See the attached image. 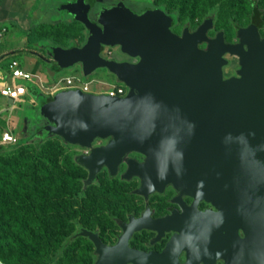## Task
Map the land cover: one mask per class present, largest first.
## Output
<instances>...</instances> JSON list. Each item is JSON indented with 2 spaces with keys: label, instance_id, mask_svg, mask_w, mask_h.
<instances>
[{
  "label": "water",
  "instance_id": "water-1",
  "mask_svg": "<svg viewBox=\"0 0 264 264\" xmlns=\"http://www.w3.org/2000/svg\"><path fill=\"white\" fill-rule=\"evenodd\" d=\"M121 6L97 12L96 19L88 17L83 0L59 7L83 24L87 36L80 46H53L49 60L60 69L79 64L83 75L105 68L127 91L110 96L58 90L40 104L48 117L45 129L81 146L109 138L81 157L89 177L103 163L113 173L123 153L138 151L143 162L130 160L125 174L142 178L139 191L167 183L193 190L208 183L217 199L203 197L218 202V213L227 209L229 225L234 222L245 234L229 245L225 264H264V50L247 28L239 30L240 44L221 34L209 37L204 23L177 35L165 12L153 9L134 17ZM102 45L117 46L134 60L104 58ZM226 54L240 58L235 77L224 78ZM184 234L177 236L180 245ZM89 235L101 251L119 245L109 249ZM198 263L188 255L186 264Z\"/></svg>",
  "mask_w": 264,
  "mask_h": 264
},
{
  "label": "rangeland",
  "instance_id": "rangeland-1",
  "mask_svg": "<svg viewBox=\"0 0 264 264\" xmlns=\"http://www.w3.org/2000/svg\"><path fill=\"white\" fill-rule=\"evenodd\" d=\"M96 1L99 9L102 7L100 10L116 7L123 8L121 6L123 5L127 8V10L132 12L134 17L138 14L141 15L145 12L152 11L153 9L159 8L160 10V8H163L162 6L165 5H167L166 9L170 11H175L177 7V0ZM136 1L141 2V5L140 3L135 4L134 2ZM249 1L250 0H186L181 3L179 7H177L179 10L178 14L175 15L177 20L171 30L175 34L181 35L183 32L193 31L202 23L207 22L209 24L207 33L209 37H215L216 35L221 34L227 42L239 44L240 35L238 29L247 26L252 16ZM253 1L256 3L259 11L263 14L261 37L264 40V0ZM36 2H39V0H26L25 7L32 4L33 9L29 12L27 20L30 24L37 25V29L34 27L33 33H27L28 31H26V33H24V39L22 40L25 44V48L29 51L32 50L35 55H29L28 53L22 54L20 51L16 54L17 57L24 62V64H29L30 67H37L40 63L48 66L49 59L52 58L51 49L53 46H80L78 44V38L81 34L79 26L77 27L74 23L66 22H57L53 26L50 25V23L54 21L52 19L59 18V16L68 18L69 15L61 10H57L56 12H42L40 9L37 10L38 7L34 8ZM151 5L154 8H152ZM246 14H248V18L246 17ZM98 15L99 14L97 12H93L92 18L96 19ZM2 25L6 26V29L3 28V30L7 31L5 38L3 37L5 40L4 44L7 46H14V43H17L18 40L22 38L20 37L21 33L19 30L15 29L13 24L10 22L2 23ZM83 30L86 38L87 29L84 27L82 31ZM3 34L4 32L0 34V37ZM68 44L70 45L68 46ZM200 45L201 47L206 48V43ZM106 47L107 46H104L103 50H105ZM116 48L118 47L109 46L107 54L119 58L117 61H121L120 56L123 53L118 51ZM113 50L118 54H115ZM100 54L103 56L102 54L104 53ZM225 58L228 63L223 70L224 78H230L237 75V71L240 69L239 57L226 54ZM51 68L52 69L48 73H54L56 71L53 67ZM59 70L55 73L57 77L76 73L81 75L79 64H77L75 68L71 67V69L64 68L60 71ZM88 78L103 79L105 84L100 85V88H98L100 91H105L108 89L109 85L114 82L113 76L108 74L104 68H97L91 75L88 76ZM91 86L94 88L95 83L93 82ZM37 94L41 97L37 98L33 103H28L25 99L24 101H14L10 105L0 104V136L3 131H8L15 137L16 143L19 140L18 144L12 143L13 146H3L4 148L1 149L0 156L7 158L10 155L9 153L14 154L19 151L27 150L30 147L31 142L38 140L40 146H43V148L50 147L51 151L48 150L45 152L46 154L41 155L36 152H30L31 162L33 160L34 162L42 163L41 166L38 167V172L31 174L33 181H35L34 177L39 176L41 170L43 169L45 159L55 158L60 163L65 158L70 164L76 165L78 168L80 167L85 171L83 174H80L81 179L79 180L82 183L83 190L89 189L86 193H83V190H79V193L73 197L72 193L75 188L71 191L67 189V192H71V196L69 198H66L63 195L61 197H56V195L52 196L51 193L53 191L46 192L40 198V205L42 208L39 211H35L33 214V217L37 218V223L39 225L41 221H45L47 223V227L44 232V240L46 241L43 239L38 241L31 240V244L40 257H36L33 260L30 259V261L22 258H16V260H12L8 263L5 260L4 262L0 260V264H92V251L95 243L91 241L90 244L88 242L90 238L86 236L87 232L97 235L101 241L111 245L115 241L118 230L115 227L112 215H117L121 218V214H124L125 210L124 202H116L113 198L106 196L98 198L95 204H92L91 195L97 191L98 187L96 185H98L99 181L102 180L103 171L95 173L93 177H89L86 169L80 163V159L85 154L86 149H91L94 143L93 145L91 144L90 146L82 147L78 144H71L65 141L58 134L47 131L44 126L45 124L48 125V117L46 113L39 110L40 105L38 103L42 98H51L54 93L50 94L44 89L42 91H37ZM36 103L38 105H36ZM98 142L100 143L102 141L98 140ZM0 144L10 145L1 142ZM20 147L22 148L20 149ZM57 149H59V152L56 151ZM34 162H32V167H34ZM17 163L18 165H23L22 160H19ZM48 172L51 175H55L51 167L48 168ZM100 177L101 180H99ZM135 185L136 182H133L129 187H125V189L132 190ZM60 187L61 184H56L55 186L57 190L61 191ZM2 199H4V197L0 194V203H2ZM34 200L35 198L31 197V201L26 200L25 204L39 203ZM66 203L67 205H65ZM69 206L71 208H68ZM48 216L52 219L58 220V223L61 221L64 224L65 228L63 235H60L58 231V235L54 237L53 232L55 231V227L54 224L49 221ZM50 234H52L51 237ZM65 239L67 240L66 245L63 249L58 250L56 246L57 242L62 243Z\"/></svg>",
  "mask_w": 264,
  "mask_h": 264
},
{
  "label": "flooded vegetation",
  "instance_id": "flooded-vegetation-1",
  "mask_svg": "<svg viewBox=\"0 0 264 264\" xmlns=\"http://www.w3.org/2000/svg\"><path fill=\"white\" fill-rule=\"evenodd\" d=\"M93 2V10L89 14L91 18L93 12L99 11L97 1L93 0ZM260 13L261 18H259V24L255 30L254 41L264 50V46L261 45L264 42L261 37L263 14ZM244 28L246 26L238 30ZM103 48L102 45L101 51ZM116 49L119 51L118 48ZM120 57V60H134L125 54ZM238 59L240 63V58ZM111 75L116 81L115 76ZM108 139L94 138L91 141L92 145L94 143L93 147L86 149L83 156L89 155L93 148L105 145ZM98 140L102 142L99 143ZM108 155H111L109 156L110 162H113L115 153ZM130 160L141 163L144 160V154L138 151H127L120 156L118 161L120 164L117 163L113 173L105 163L95 172L103 171L102 180L100 177L101 181L96 185L99 198L109 196L116 202H124L125 210L124 214H121V218L112 215L118 230L115 241L111 245L104 243L95 235L103 247L111 249L119 244L117 249L105 252L94 244L92 264H186L188 255L194 257L195 261L198 260V264H225L224 258L231 251L229 245H233L234 239H245V234L241 228L235 229L234 222L229 225L228 217L224 214L227 209L224 208L222 213H218L221 210L218 208V202L214 203L203 197L205 195L209 199H217L218 193L209 191V184L202 182L199 185H194L193 190L190 189L192 185L167 183L160 187H144L142 191H139L142 178L137 173L125 174ZM82 166L88 175V168L83 164ZM133 182H136V185L132 190L125 189ZM96 200L91 199L93 205ZM224 200L222 197L221 201ZM202 214H206V217H202ZM182 230L185 231V239L180 245L177 236L181 235ZM234 230H236L235 236L233 235ZM126 232L128 234L125 240L118 243ZM229 234L232 238H229ZM86 236L90 238L88 240L90 244L91 241L95 243L88 232ZM169 243L170 247H168ZM155 260L157 263H154Z\"/></svg>",
  "mask_w": 264,
  "mask_h": 264
},
{
  "label": "trees",
  "instance_id": "trees-1",
  "mask_svg": "<svg viewBox=\"0 0 264 264\" xmlns=\"http://www.w3.org/2000/svg\"><path fill=\"white\" fill-rule=\"evenodd\" d=\"M75 1L76 0H39V2H36L34 8L38 7L37 10L40 9L42 12H56L57 10L66 12L64 9H60L59 7H61V5L70 4ZM184 1L186 0H177V7H179ZM83 2L85 7H88V17L92 19L89 14L93 10V0H83ZM134 3H140L141 5V2L138 1ZM249 6L252 10V16L246 28L254 35L259 24V18H261V13L253 0L249 1ZM151 7L154 8L152 5ZM162 7L163 8H160V10L166 12L172 17H170V27L173 28L175 21L177 20L175 15L178 14L179 10L177 7L175 11L167 10V5ZM100 11L101 10L99 9L98 12ZM68 15V18L60 16L56 19L51 18L54 21L50 23V25L53 26L57 22H66L74 23L77 27L79 26L81 34L78 38V44L80 45L85 40L84 30L82 31L84 26L79 21L73 19L70 14ZM246 17L248 18V14H246ZM204 24L205 26H208V23ZM34 27L37 29V25L30 24L26 30L28 31L27 33H33ZM69 45L70 44H68V46ZM261 45L264 46V42H262ZM51 67L56 69V71L60 69V67L54 63H52ZM116 81L117 84L123 85L118 80ZM50 99L51 98H42L39 102V105ZM18 141L16 144H18ZM3 146H13V144H0V151L2 148H4ZM21 148L22 147H20V149ZM48 150L51 151V148H43V146H40L38 143V140H36L31 142V145L27 150L19 151L14 154L9 153L10 155L7 158L0 156V194L4 197V199H2V203H0V260L3 262L5 260L8 263L12 260H16V258H22L30 261V259L33 260L36 257H40L38 252L31 244V240H44V232L47 227V223L45 221H41L39 225L37 223V218H34L33 214L35 211H39L42 208L40 205V198L46 192L53 191L51 193L52 196L56 195V197H61L63 195L64 197L69 198L71 196V192H67V189L71 191L73 188H75L72 193V197L76 196L77 193H79V190H83L82 183L79 179H81L80 174H83L85 171L80 167L78 168L76 165L70 164L65 158L60 163L55 158L45 159V164L43 165V169L41 170L39 176L34 177V180L38 182L33 181L31 174L38 172V167L41 166L42 163L34 162L32 160V162H34V167H32V162L30 161V152H36L41 155L46 154L45 152ZM56 151L59 152V149ZM19 160H22L23 165H18L17 162ZM49 167L52 168L55 175H51L48 172ZM56 184H61V191L55 188ZM88 189L83 190V193H86ZM31 197L35 198L34 201L39 203L25 204L26 200L31 201ZM99 197L100 195L98 194V191L91 195L93 200L98 199ZM65 205H67V203ZM68 208L71 207L69 206ZM48 217L49 221L54 224L55 227V231L53 232L54 237L58 235V231L60 235H63L65 228L64 224L61 221L58 223V220L52 219L50 216ZM51 236L52 234H50V237ZM66 243V239L62 243L57 242L56 246L58 250L63 249Z\"/></svg>",
  "mask_w": 264,
  "mask_h": 264
},
{
  "label": "built area",
  "instance_id": "built-area-1",
  "mask_svg": "<svg viewBox=\"0 0 264 264\" xmlns=\"http://www.w3.org/2000/svg\"><path fill=\"white\" fill-rule=\"evenodd\" d=\"M106 46H107L106 49L105 50L102 49L101 51V53H104L102 54L104 58L118 60L119 58L107 54V50H109L108 49L109 46L108 45ZM113 52L116 54L114 50ZM6 67H7L6 69L7 79L4 81V84L0 87V95L5 98H10L13 101L20 100L23 97V95H25L27 91L26 83L30 81H32L34 84L36 83L35 85L38 84L40 91L45 89L50 94L55 93L60 89H66V88H78L83 92L105 93L110 96H115V95L122 96L127 91L126 86L122 82L121 83L123 85L117 84L116 83L117 81L115 80L109 85L108 89H106L105 91H100L98 89L100 88V85L105 84L103 79L88 78V76L91 75L95 70L88 75H83L81 72V75L76 73V74H67L66 76H60V77H57V75H55V73L58 72L55 71L54 75L50 77L51 80L46 85H44L40 83V77L38 76V74H35L28 69H25L15 58H11L7 62ZM72 67L75 68L76 65ZM69 69H71V67H69ZM107 73L111 74L108 71ZM93 82L95 83L94 88H92L91 86ZM0 142L12 144V143H16V139L8 131H3L0 136Z\"/></svg>",
  "mask_w": 264,
  "mask_h": 264
},
{
  "label": "crops",
  "instance_id": "crops-1",
  "mask_svg": "<svg viewBox=\"0 0 264 264\" xmlns=\"http://www.w3.org/2000/svg\"><path fill=\"white\" fill-rule=\"evenodd\" d=\"M26 0H0V34L4 32V34L0 37V87L4 84V81L7 79L6 76V65L7 62L11 59V57L17 59L21 66L25 69L32 71L35 74H38L40 77V83L46 85L50 80L54 73H48L52 68V61L49 60L48 66L40 63L37 67H30V65L24 64V62L17 57V52L20 51L22 54L28 53L29 55L32 54L33 56L35 53L31 50H27L25 48V44L22 41L24 39V33L26 32L27 28L30 26L27 18L29 12L31 11L32 4L26 6ZM24 9V10H23ZM10 22L13 24L14 28L19 30L21 33V39L18 42L14 43V46H7L4 44V39L6 36V26L2 25V23ZM26 50V51H25ZM50 65V66H49ZM28 66V67H27ZM48 73V74H47ZM36 84V83H35ZM32 81L26 83L27 91L25 95L20 100L15 101H24L25 99L28 103H33L37 98L41 97L37 94V91H40L38 84L35 85ZM12 102L8 101V98H5L0 95V104L2 105H10ZM39 104V103H38ZM36 103V105H38Z\"/></svg>",
  "mask_w": 264,
  "mask_h": 264
},
{
  "label": "bare ground",
  "instance_id": "bare-ground-1",
  "mask_svg": "<svg viewBox=\"0 0 264 264\" xmlns=\"http://www.w3.org/2000/svg\"><path fill=\"white\" fill-rule=\"evenodd\" d=\"M118 164H120V163H118ZM215 193V192H214ZM164 226V225H163ZM156 228V227H155ZM130 229V228H129ZM133 229V228H132ZM170 230V229H169ZM165 233V232H164ZM194 250V249H193ZM110 254V253H109ZM216 254V253H215ZM126 260V259H125ZM113 264V263H112Z\"/></svg>",
  "mask_w": 264,
  "mask_h": 264
},
{
  "label": "clouds",
  "instance_id": "clouds-1",
  "mask_svg": "<svg viewBox=\"0 0 264 264\" xmlns=\"http://www.w3.org/2000/svg\"><path fill=\"white\" fill-rule=\"evenodd\" d=\"M106 46V45H105Z\"/></svg>",
  "mask_w": 264,
  "mask_h": 264
}]
</instances>
